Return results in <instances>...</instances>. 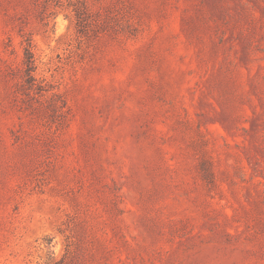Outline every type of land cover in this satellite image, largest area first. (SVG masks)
Here are the masks:
<instances>
[{
    "label": "rangeland",
    "instance_id": "obj_1",
    "mask_svg": "<svg viewBox=\"0 0 264 264\" xmlns=\"http://www.w3.org/2000/svg\"><path fill=\"white\" fill-rule=\"evenodd\" d=\"M0 264H264V0H0Z\"/></svg>",
    "mask_w": 264,
    "mask_h": 264
}]
</instances>
